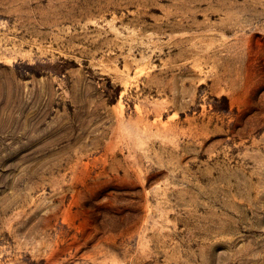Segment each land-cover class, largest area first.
I'll return each instance as SVG.
<instances>
[{
    "label": "rangeland",
    "instance_id": "1",
    "mask_svg": "<svg viewBox=\"0 0 264 264\" xmlns=\"http://www.w3.org/2000/svg\"><path fill=\"white\" fill-rule=\"evenodd\" d=\"M0 264H264V0H0Z\"/></svg>",
    "mask_w": 264,
    "mask_h": 264
}]
</instances>
